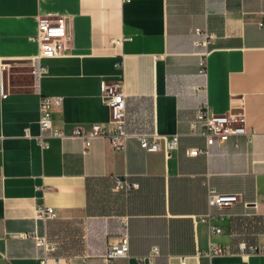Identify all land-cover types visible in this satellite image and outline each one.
Masks as SVG:
<instances>
[{"label":"crops","instance_id":"1","mask_svg":"<svg viewBox=\"0 0 264 264\" xmlns=\"http://www.w3.org/2000/svg\"><path fill=\"white\" fill-rule=\"evenodd\" d=\"M39 15L68 19L64 53L33 72ZM264 0H0V264H106L109 246L130 239L138 264L159 247L155 264H264L241 245L264 244ZM196 28L214 34L198 44ZM209 49L208 75L199 73ZM117 62L122 66L118 67ZM123 78L129 133L179 135L178 147L147 151L135 136L114 152L105 138L86 151L81 138L40 134L41 95L61 98L53 123L66 133L109 125L102 83ZM242 113L245 129L208 153L197 109ZM137 182L116 189V178ZM209 187L236 193L210 206ZM42 206L57 216L36 217ZM221 227L211 235L201 217ZM45 238L47 250L38 243ZM224 248L209 255L211 242Z\"/></svg>","mask_w":264,"mask_h":264},{"label":"built area","instance_id":"2","mask_svg":"<svg viewBox=\"0 0 264 264\" xmlns=\"http://www.w3.org/2000/svg\"><path fill=\"white\" fill-rule=\"evenodd\" d=\"M38 30L31 37L39 45V52L32 58L33 72L40 78L48 72V67L44 64L43 59L46 57H55L64 53L61 47L62 41L68 38L69 27L68 19L64 16L52 18L49 16L39 15L37 17ZM259 25L264 27V19L259 21ZM194 32L203 36V40L198 44L209 46L213 41L214 34L208 29L196 28ZM211 51L206 49L199 61V73L203 76L208 75L209 56ZM117 66L121 67L122 63L117 62ZM102 95L106 99L110 110L111 117L109 125L96 123L91 129L85 130L82 127H76L71 133H66L62 129L56 127L53 123V106L61 102V98L54 96L41 95L39 100V126L40 134L38 139L43 148L49 147V135L64 138H81L84 141L86 151L92 144V141L97 138L108 139L114 152L124 151L127 147L128 140L135 136L139 139L141 146L147 151H165L168 155L171 151L178 147L179 135H162L158 132L153 133H129L127 129V94L125 91L123 78L114 81L102 83ZM246 118L242 113H216L208 102L203 103L196 111V117L193 121L195 126L200 123L203 126L202 134L206 137L207 147L191 148L189 155H198L200 153H208L209 147L215 142H224L230 136L245 133L253 136V131L247 132L245 129ZM2 136H0V143ZM139 187L137 182H131L125 178H116V189L130 191ZM208 201L210 206L225 207L232 205L239 200V195L236 193H221L216 189L209 187ZM57 216L54 207L42 206L38 209L36 217L39 219H51ZM210 225L211 235L220 233L221 227L213 222L211 215L201 217ZM38 243L44 245L47 250L52 247L45 238H38ZM242 251L251 254H264V244L241 245ZM225 250L215 242H211L209 255L220 254ZM130 239L127 232L123 233L119 243L108 247L104 259L106 264H115L120 258L129 257ZM159 255V247H154L152 251L138 259V264H155V258ZM43 264L49 263V256L42 259ZM53 264H69V261H64L62 258L54 260ZM181 264H186L185 257L182 258Z\"/></svg>","mask_w":264,"mask_h":264}]
</instances>
